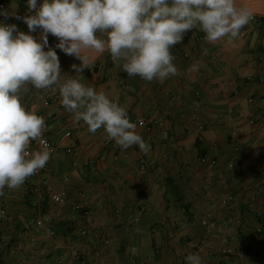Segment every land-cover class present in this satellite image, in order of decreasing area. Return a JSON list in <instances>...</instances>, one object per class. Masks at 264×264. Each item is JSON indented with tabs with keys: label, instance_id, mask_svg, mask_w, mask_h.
<instances>
[{
	"label": "crops",
	"instance_id": "obj_1",
	"mask_svg": "<svg viewBox=\"0 0 264 264\" xmlns=\"http://www.w3.org/2000/svg\"><path fill=\"white\" fill-rule=\"evenodd\" d=\"M8 1V21L0 23L28 33L16 18L26 15L27 0ZM237 4L262 21L251 20L231 43L208 44L198 29L188 31L171 50L177 73L164 82L129 77L107 52L92 54L90 68L77 78L125 107L132 122L145 117L150 129L137 131L150 151L121 150L102 129L89 133L60 104L50 132L57 149L44 182L59 185L65 201L54 203L47 195L45 227L25 231L24 224L40 214L36 179L6 188L0 196V264H129L132 258L137 264H186L195 252L203 264H264V0ZM48 42L62 77L76 76L71 66L81 61L55 48L59 41L51 34ZM46 92L29 85L24 107L42 115ZM81 228L89 230L88 239ZM79 246L96 253L97 261H74Z\"/></svg>",
	"mask_w": 264,
	"mask_h": 264
},
{
	"label": "clouds",
	"instance_id": "obj_2",
	"mask_svg": "<svg viewBox=\"0 0 264 264\" xmlns=\"http://www.w3.org/2000/svg\"><path fill=\"white\" fill-rule=\"evenodd\" d=\"M16 18L28 33L0 23V196L21 188L51 158L45 118L22 103L29 85L58 91L61 106L89 133L102 129L121 150L138 146L147 154L150 147L126 108L77 78L90 68L92 54L107 52L129 77L164 82L177 73L171 50L185 33L198 29L208 44L231 43L253 14L237 0H27V14ZM38 29L39 37L30 34ZM49 34L59 41L55 48L81 61L71 66L76 76L62 77ZM32 142L37 149H30ZM185 261L203 264L198 252Z\"/></svg>",
	"mask_w": 264,
	"mask_h": 264
},
{
	"label": "built area",
	"instance_id": "obj_3",
	"mask_svg": "<svg viewBox=\"0 0 264 264\" xmlns=\"http://www.w3.org/2000/svg\"><path fill=\"white\" fill-rule=\"evenodd\" d=\"M11 7L12 5L10 1L8 0L0 1V10L9 12ZM26 14H27V11H26ZM8 17H5L4 15H0V21H3L6 23L8 21ZM252 20L260 22L262 21V18L253 16ZM30 34L33 35V33H30ZM46 50L47 48H45V51ZM46 93L48 95L44 99V105L46 107V111L42 114L46 122V128L43 134V138L46 140L49 148L51 149V154H52L57 149V144L51 138L50 132L52 129V120L55 117V112L60 108V96H59L58 91L53 92L51 90H47ZM196 121L198 123L199 129L204 130L205 125H203L200 122L199 117H196ZM135 123L137 124V130L142 127H147L149 129L151 127V125L148 123L145 117H140L139 119H137ZM71 136H72L71 132H67L65 134V137L67 138ZM37 148H38V145L36 144V142H32L30 144V149H37ZM66 150L67 152H72L74 148L68 147ZM262 160H264V156L262 157ZM201 161L204 163H209L210 165H213V166L217 165L216 160L209 161L206 156H202ZM89 164H91L94 167V161H90ZM48 167H49V164L47 163V165L43 169H40L35 175H33V177H35L36 179V182L34 183V186H33V192L35 194L34 206L39 211L40 214H38V216L32 221H28L24 224L23 228L25 231H29L30 229H32L33 226L38 229L45 227L46 215L44 214V202H45V197L47 195L50 198V200L54 203H62L65 201L64 194L58 191L60 189L59 185H56L55 188H51L50 186H47L46 183L44 182V174L47 171ZM134 221L138 222L139 218L137 217L136 219H134ZM204 222L208 225L209 229H212L214 227V222L212 220L210 221L209 218L205 219ZM79 232L82 238L88 239V236L90 235V233L87 228H81ZM133 250L135 251L136 247H134ZM72 257H73V260L76 262L83 263V262L88 261V262L94 263L97 261L98 255L91 251H88V252L83 251L81 247L79 246L73 249ZM129 264H137V260L135 258H132L129 261Z\"/></svg>",
	"mask_w": 264,
	"mask_h": 264
}]
</instances>
